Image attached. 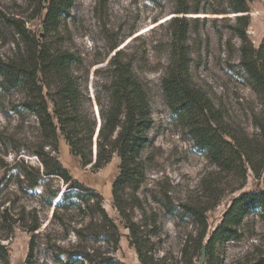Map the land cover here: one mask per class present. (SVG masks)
Masks as SVG:
<instances>
[{"label": "rangeland", "instance_id": "374dc122", "mask_svg": "<svg viewBox=\"0 0 264 264\" xmlns=\"http://www.w3.org/2000/svg\"><path fill=\"white\" fill-rule=\"evenodd\" d=\"M47 3L0 0V59L25 57L32 37L53 51H69L72 71L89 97L85 107L96 120V96L104 93L109 62L121 52L151 97L152 127L141 151L144 174L138 187L125 189L121 210L112 194L119 156L93 166L97 130L90 164L74 155L63 137L53 151L39 118L20 106L23 93L4 88L0 75L1 251L9 264H27L32 242L31 264H142L125 226L132 219L152 249L150 264H200L202 250L189 242L198 233L193 209L218 202L205 212L208 241L232 200L263 189L264 180L246 162V184L236 189L239 175L222 171L195 146L186 122L168 104L162 80L176 32V43L188 51L191 85L212 101L226 127L255 145L254 160L259 161L264 101L244 60L255 57L264 42V0H73L58 31L49 33L43 27ZM238 5L246 11H238ZM174 17L185 19L186 39L171 24ZM257 64L262 69L264 58ZM54 156L73 179L97 194L81 198L76 193L63 201L70 182L45 171V162L54 164ZM211 185L217 200L210 195ZM239 232L217 248L214 258L207 254L204 264H264V212L251 208ZM0 264H6L1 255Z\"/></svg>", "mask_w": 264, "mask_h": 264}, {"label": "trees", "instance_id": "16d2710c", "mask_svg": "<svg viewBox=\"0 0 264 264\" xmlns=\"http://www.w3.org/2000/svg\"><path fill=\"white\" fill-rule=\"evenodd\" d=\"M44 2H48L43 19L44 30L47 33L57 32L62 18L69 14L73 0ZM237 9L246 11L243 5H238ZM171 24L179 27L180 34L186 39L185 19L174 17ZM177 38L178 33L174 32L171 61L162 80L168 104L174 113L180 115L186 122L195 146L205 150L222 171L239 175L242 181L236 189H241L246 184V162L251 165L255 177L264 180V153L259 161H255V145L248 139H243L231 127H226L212 101L191 85L188 51L176 43ZM29 41L30 50L25 57L9 61L0 59L3 87L23 93L20 106L39 118L46 143L53 151L58 150L59 139L63 137L71 152L79 156L85 165L92 163V144L97 122L85 107L86 98L89 97H86L78 77L72 71L73 55L69 51H53L36 37L29 38ZM244 53L246 55V52ZM255 53L256 56L248 57L244 64L264 101V67L261 69L257 64V61L264 58V42ZM120 56L121 52H118L109 62L107 71L110 76L104 84V93L100 92L102 95L99 93L96 96L101 124L97 134V152L93 166L103 167L115 154L119 156L120 172L114 181L112 194L115 205L124 210L125 189L128 186L138 187L144 174L141 151L149 141L152 105L150 94L137 75L132 62L123 61ZM259 124L264 135V122ZM53 159L54 164L45 162L46 173L57 175L66 183L70 182L69 190L63 193V201L76 193H81V198H86L85 194H97L73 179L56 156ZM210 188V195L214 197L212 185ZM217 203L214 200L210 207L203 210L193 209L192 214L198 225V233L191 237L189 242H192V248L196 251L202 250L208 234L209 225L205 212L214 208ZM251 208H259L264 212V188L242 192L232 200L207 241V254L211 259L215 257L218 247L239 236L241 223ZM128 220L125 226L130 231L131 244L135 247L141 263L150 264L152 256L148 252L152 249L146 247L142 226L132 219ZM0 255L6 264H9L6 252L3 253L0 249ZM33 255L32 242L27 264H31ZM116 263L117 261H114L113 264Z\"/></svg>", "mask_w": 264, "mask_h": 264}, {"label": "water", "instance_id": "95a60500", "mask_svg": "<svg viewBox=\"0 0 264 264\" xmlns=\"http://www.w3.org/2000/svg\"><path fill=\"white\" fill-rule=\"evenodd\" d=\"M97 110L98 109H96L94 111V114H95V117H96V120H97L96 130L98 129L99 125L101 124L100 112H99V110L98 111ZM206 246H207V241L204 242V245H203V248H202V251H201L202 256H201L200 264H204V261H205L206 255H207Z\"/></svg>", "mask_w": 264, "mask_h": 264}, {"label": "bare ground", "instance_id": "6f19581e", "mask_svg": "<svg viewBox=\"0 0 264 264\" xmlns=\"http://www.w3.org/2000/svg\"><path fill=\"white\" fill-rule=\"evenodd\" d=\"M98 111V110H97ZM100 126V125H99ZM98 131H99V127H98V129H97V132H96V136H97V134H98Z\"/></svg>", "mask_w": 264, "mask_h": 264}]
</instances>
